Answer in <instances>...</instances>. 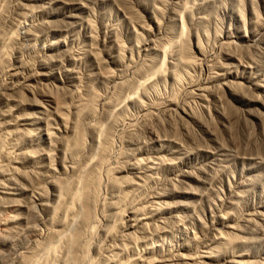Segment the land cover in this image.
Returning <instances> with one entry per match:
<instances>
[{"label": "rangeland", "instance_id": "1", "mask_svg": "<svg viewBox=\"0 0 264 264\" xmlns=\"http://www.w3.org/2000/svg\"><path fill=\"white\" fill-rule=\"evenodd\" d=\"M0 232V264H264V0H0Z\"/></svg>", "mask_w": 264, "mask_h": 264}, {"label": "bare ground", "instance_id": "2", "mask_svg": "<svg viewBox=\"0 0 264 264\" xmlns=\"http://www.w3.org/2000/svg\"><path fill=\"white\" fill-rule=\"evenodd\" d=\"M28 206L30 207L31 218L36 219V217H35V215H34V211H33V207H32V205H31V203L28 204ZM3 228H4V227H3ZM2 230H3V229H1V231H2ZM5 230H6V231H5ZM3 231H4V234H3V235H5V234H6L5 232H7V229L4 228ZM8 232H9V230H8ZM8 232H7V233H8ZM0 233H1V232H0ZM7 235H8V234H7ZM22 235H23V234H22ZM1 236H2V234H1ZM1 236H0V238L3 237V236H2V237H1ZM5 236H6V235H5ZM22 237H23V236H22ZM6 238H7V237H6ZM6 240H7V239H6ZM72 240H73V239H72ZM74 242H75V239L72 241V243L74 244ZM19 243H20V242H19ZM5 244H6V243H5ZM22 244H23V243H22ZM70 244H71V243H70ZM7 245H8V244H7ZM71 245H72V244H71ZM17 246H18V245H17ZM72 246H73V245H72ZM10 247H11V246H10ZM12 248L15 249V247H12ZM12 248H11V250H12ZM55 248L57 249L58 247H56V244H54V243L50 244L49 247H48V249H49V250L52 249V251H53ZM70 248H71V246H70ZM14 249H13V250H14ZM56 249H55V250H56ZM13 250H12V251H13ZM16 250H17V249H15V251H16ZM70 250H71V249H70ZM71 251H72V250H71ZM0 252H1V251H0ZM17 252H18V251H17ZM19 252H20V251H19ZM49 252H50V251H49ZM1 253H2V252H1ZM14 254H15V253H14ZM72 254H73V252H72ZM72 254H71V255H72ZM4 255H5V253H4ZM4 255H3V256H4ZM20 255H21V254H20ZM23 255H25V254H23ZM71 255H70V256H71ZM21 257L23 258L24 256H21ZM1 258H2V254H0V260L3 259V258H2V259H1ZM26 258H27V257H26ZM75 258H76V257H74V259H75ZM23 259H24V258H23ZM23 259H22V260H23ZM36 259H37V258H36ZM71 259H72V258H71ZM74 259H72V260L74 261ZM4 260H5V259H4ZM27 260H28V259H27ZM27 260H26V261H27ZM68 263H69V262H68ZM26 264H27V263H26ZM69 264H70V263H69Z\"/></svg>", "mask_w": 264, "mask_h": 264}]
</instances>
